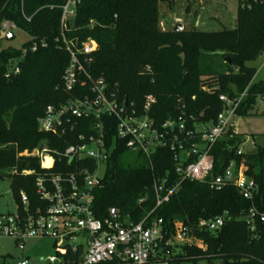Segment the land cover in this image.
Returning <instances> with one entry per match:
<instances>
[{
	"label": "trees",
	"instance_id": "obj_1",
	"mask_svg": "<svg viewBox=\"0 0 264 264\" xmlns=\"http://www.w3.org/2000/svg\"><path fill=\"white\" fill-rule=\"evenodd\" d=\"M63 2L0 0V24L11 21L32 37L19 48L0 49V179L9 177L17 201L20 191L36 201V173L69 169L62 153L74 142L73 134L57 137L38 126L47 105H58L71 96L62 81L69 60L60 42L59 6ZM159 5L160 0H80L66 35L96 41L90 70L105 79L110 93L139 107L145 95L153 94L155 103L149 114L157 123L181 113L214 122L223 105L219 95L236 97L243 91L237 113L255 114L256 100L264 99V79L254 81L257 70L249 63L264 53V7L258 3L251 8L239 6L233 28L175 32L159 28ZM23 13L31 17L29 21ZM42 40L44 46L22 53L32 41ZM12 59L20 70L6 77ZM185 72L189 77L180 83ZM76 87L72 95L79 93ZM102 119L106 122L108 117ZM80 121L85 124L87 119ZM113 124L115 120L110 129L105 127L103 138L108 149L113 148L101 186L94 191L96 218L102 219L110 207H116L134 222L147 215L149 221L162 219L163 228L171 231L175 220L195 228L200 219L225 213L224 224L215 235L195 228L198 243L181 246L182 254L172 255L171 264H264V226L258 218L244 219L250 201L236 188L214 191L206 183L185 179L167 202L156 207L153 180L166 177V185L179 180L173 152L158 148L150 162L141 153L130 162L125 158L129 150L124 142L114 137ZM242 140V134L223 137L213 146L212 173H219L230 160L243 166V172L257 184L254 205L264 213V147L237 155ZM45 141L54 156L50 169H42L36 155L24 153ZM28 170L33 173H24Z\"/></svg>",
	"mask_w": 264,
	"mask_h": 264
},
{
	"label": "built area",
	"instance_id": "obj_2",
	"mask_svg": "<svg viewBox=\"0 0 264 264\" xmlns=\"http://www.w3.org/2000/svg\"><path fill=\"white\" fill-rule=\"evenodd\" d=\"M237 2L242 8H251L255 3L264 7V0ZM79 3L80 0H64L59 6L60 42L69 54L62 74L63 89L71 96L58 105H47L38 118L39 129L45 133L57 137L73 134L74 142L68 144L62 153L69 169L58 173H36V201H31L24 191H20L16 210L0 213V234L13 238L20 250L24 249L27 239H52L56 258H50L49 264H171L174 247L198 243L193 232L195 228L214 235L221 229L225 213L200 219L195 228L175 220L171 231L163 228L162 219L149 221L147 215L134 222L116 207H110L102 219L96 218L93 212L94 191L101 186L113 148L108 149L103 140L105 127L110 129L112 120L113 123L115 120V139L123 141L128 150L141 153L149 162L158 148H168L173 152L179 180L168 185L166 177L153 180L156 207L167 202L183 180H195L206 183L214 191L236 188L244 199L250 201L244 219L250 222L258 218L264 226V213L254 205L257 184L243 172V166H237L235 160H230L219 173H212L213 146L223 137L233 138L240 134L237 109L245 91L236 97L219 95L223 105L214 122H204L181 113L157 123L149 114L155 103L153 94L145 95L140 107L119 99L110 93L105 79L96 77L90 70L96 41L67 37L66 32L72 28ZM23 15L27 21L30 20V16ZM17 29L15 23L3 20L0 41L9 40L7 35ZM38 45L44 46L45 42L32 41L22 53L35 51ZM19 70L17 60H9L5 76ZM77 85L79 93L72 95ZM104 116L108 117L106 122H103ZM82 118L87 119L85 124L81 123ZM243 142L244 139L236 149L237 155L244 152ZM24 153L39 157L42 169H50L54 165V156L46 141L30 153ZM47 158L50 166L44 163ZM143 200L141 198L139 202ZM18 264H30V261L23 258Z\"/></svg>",
	"mask_w": 264,
	"mask_h": 264
},
{
	"label": "rangeland",
	"instance_id": "obj_3",
	"mask_svg": "<svg viewBox=\"0 0 264 264\" xmlns=\"http://www.w3.org/2000/svg\"><path fill=\"white\" fill-rule=\"evenodd\" d=\"M237 0H160L159 28L172 30L180 24L179 31H216L222 28H233L236 24ZM14 38L1 40L0 49L6 47L19 48L29 39L22 30H14ZM256 67L254 81L264 79V53L249 63ZM257 112L253 115H241L237 130L242 134L244 142L242 149L245 153H252L259 146L264 147V99L256 100ZM125 158L134 162L137 153L129 150ZM17 200L12 191L11 180L8 176L0 179V213L16 210ZM174 254H182V247H174ZM23 258H28L30 264H49L50 258H56L55 242L52 239H27L25 247L20 250L15 240L0 234V264H18ZM198 264H207L201 261ZM210 264H218V261Z\"/></svg>",
	"mask_w": 264,
	"mask_h": 264
},
{
	"label": "water",
	"instance_id": "obj_4",
	"mask_svg": "<svg viewBox=\"0 0 264 264\" xmlns=\"http://www.w3.org/2000/svg\"><path fill=\"white\" fill-rule=\"evenodd\" d=\"M180 24H176L175 26H173L172 30L173 31H179L180 30ZM13 38V33H9L7 35V39H12ZM189 77V74L187 72H185L182 77H181V80H180V83H184L186 81V79Z\"/></svg>",
	"mask_w": 264,
	"mask_h": 264
},
{
	"label": "bare ground",
	"instance_id": "obj_5",
	"mask_svg": "<svg viewBox=\"0 0 264 264\" xmlns=\"http://www.w3.org/2000/svg\"><path fill=\"white\" fill-rule=\"evenodd\" d=\"M44 163H45L46 166H50V164H51L50 159H48V158L45 159Z\"/></svg>",
	"mask_w": 264,
	"mask_h": 264
},
{
	"label": "crops",
	"instance_id": "obj_6",
	"mask_svg": "<svg viewBox=\"0 0 264 264\" xmlns=\"http://www.w3.org/2000/svg\"><path fill=\"white\" fill-rule=\"evenodd\" d=\"M244 139V138H243ZM245 141V140H244Z\"/></svg>",
	"mask_w": 264,
	"mask_h": 264
}]
</instances>
